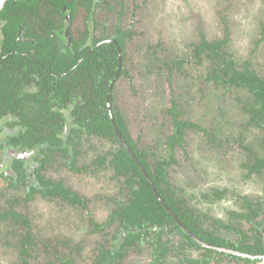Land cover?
<instances>
[{"label":"flooded vegetation","instance_id":"obj_1","mask_svg":"<svg viewBox=\"0 0 264 264\" xmlns=\"http://www.w3.org/2000/svg\"><path fill=\"white\" fill-rule=\"evenodd\" d=\"M16 1L19 0H0V32L3 36L0 38V214L7 217L0 220V226H11H7V235L17 251L18 264H38L35 253L38 245L42 246L45 256L41 258L42 264H60V256L65 255L70 257L71 264L98 261L112 264H259L263 261L264 253H244L232 247L243 241L241 237L247 243L261 241L264 244L263 200H252L248 194L241 193L234 200L239 199L240 203L235 205L242 211H229L225 222L210 216L209 210L213 206L217 209L216 202L221 195L217 188L225 189L220 178L223 180L222 176L228 174L226 168L230 158L237 160L244 172L241 175L244 179L238 185L246 187L251 181L256 185L258 181L253 175H264V167L257 164L264 161L260 156L264 150V128L251 122L250 112L243 109L244 104L256 101V95L235 80L243 73V65L264 77V61L259 63L252 57L245 58L255 54L258 45L264 42V18L259 20L254 40L255 31L251 34L249 55H243L233 45L229 22L222 13L219 20L214 17L215 25H219V21L222 26L220 37L206 35L203 18L196 21L193 28L192 62L196 67L206 66L197 89L204 94L211 90L209 93L219 99L231 92L229 97L232 96L235 104L247 114L236 136L224 140L216 136L215 121L210 122L208 114L201 112L200 98L194 91L188 100L178 99L175 75L177 71H183L186 58L169 57L164 53H180L172 42L168 47L163 37L154 40L144 29H137L150 26L146 16L152 12L146 5L151 0H94L91 13L81 0H62L61 6L56 5L55 0H20L24 5L28 1L26 6L30 12L22 16L18 36L33 29L41 19L53 24L55 31L51 36H55L57 28L62 35L56 36L52 55L41 50L45 61L41 56L27 55L16 66L17 71L7 73L10 59L7 54L3 55V28L7 25L4 14L7 6H15ZM182 1L188 12L198 9ZM168 15L178 16L171 9ZM39 25L42 26V22ZM131 41L134 42L128 45ZM219 41L232 58L227 77L214 66L212 59L211 45ZM60 48L62 55H59ZM29 50L37 53L34 48ZM135 70L141 89L134 82ZM236 70L240 72L236 73ZM158 77L164 79L168 96L165 108L153 114L158 119L167 118L168 129L159 140L154 143L144 141L142 147L139 134L130 129L125 115L127 109H123L122 103L124 99L137 96L143 104L149 83ZM220 77L226 80L228 88L216 85L215 81ZM196 78L199 77L192 75V81ZM174 119L180 122L179 128L175 127ZM253 128H258L261 133V138L257 137L255 142L249 138ZM211 146L218 153L209 155L207 152L205 155ZM196 148L200 149L199 154H195ZM125 155L138 170L129 169V164L125 170ZM21 163L26 171L21 183H17L18 177L13 173ZM205 164L208 167L204 169ZM257 166L258 170L253 169ZM36 171L40 175L38 179ZM209 171L217 174V180L210 187L204 183L207 189L195 194L193 189L202 187L199 183L211 175ZM138 172L150 184L167 215L156 223L143 218L141 226L124 228L123 219H135L138 215L139 202L131 193L140 180ZM162 172L167 186L162 183L161 187L168 188L164 194L167 201L159 196L151 178L157 179ZM103 175L111 183L108 186L115 190L98 195L102 217L96 219L91 214L81 222L84 227L81 239L73 234L40 239L28 214L29 208L35 204L44 207L48 213L45 219L52 218L48 217L47 211L52 204L53 216L59 214L65 204L79 205L89 213L92 206L89 199L95 193L87 191L86 195L67 179ZM15 191L21 192L20 198L5 199L11 197L9 192ZM76 195L78 201L74 199ZM17 201L22 204L21 210L15 206ZM11 210L30 220L34 243L26 245L28 254L22 253L19 242L27 227L10 218ZM156 211L161 210L157 208ZM235 213L244 216L238 217ZM12 227H19V230L12 233ZM129 230L137 233L140 240L127 242ZM92 238L94 243L85 242ZM95 245L97 248L92 252ZM224 249L233 252L226 254ZM102 251L106 252L103 256ZM79 253L89 258L80 262ZM168 257L173 258L168 261Z\"/></svg>","mask_w":264,"mask_h":264},{"label":"rangeland","instance_id":"obj_2","mask_svg":"<svg viewBox=\"0 0 264 264\" xmlns=\"http://www.w3.org/2000/svg\"><path fill=\"white\" fill-rule=\"evenodd\" d=\"M184 1H187L189 6L198 9L191 13L188 12L182 0H151V3L147 1L146 8L152 12V15L146 16V21L150 23V26L148 29L146 27L137 29L142 31L144 29V32H147V34L154 40L163 37L165 40L164 43L168 47H170L172 42L174 48L180 53H164L169 57L178 55L186 58V64L184 65L183 71H177L175 75L174 88L176 90L178 99L188 100L191 92L194 91L196 96L200 98L199 103L202 106L201 112L207 113V117L210 122L215 121L216 123V136L224 140H230L236 136L237 132L240 131L238 128L247 118V114L244 113L242 109H240V106L238 107L235 104V102L232 100V96L229 97L231 92L225 97L219 99L216 95L209 93L211 90H208L206 94H204L202 91L197 89L199 79L205 72L206 66L203 65L201 67H196V64L192 62L190 48L193 43L192 40L195 38V35L193 36V28L195 22L200 21L203 18V24L205 28L203 31L206 33V35L213 38L220 37L223 31L222 26L219 21V25H215V18L218 19L219 15L222 13L226 16L229 22V28L233 35V45L236 46L243 55H249L251 54V34L255 31V34L253 35L254 40L257 37L259 28L257 25L259 20L264 18V0ZM170 9L177 13L178 16L168 15ZM125 14L128 15L127 11ZM168 17H171V19L168 20ZM163 32L165 34H163ZM135 36L136 33L134 34V38L137 39L138 37ZM0 38H3L2 32H0ZM133 42L134 41H131V43L128 45L132 44ZM129 52H131V49H129ZM251 57L259 61V63L264 61V42H261L258 45L255 54L245 58L249 60ZM183 72L187 75L183 76ZM192 75L199 78H196L194 81H192ZM134 82L137 87L141 89L139 80L137 79L136 70L134 73ZM193 82L195 84H193ZM164 83L165 81L163 78L158 77L153 79L152 83H149L146 96L144 95L143 104L139 102V98L137 96H132L130 100L124 99L122 103L123 109H127L125 115L128 123L130 124V129L134 133L139 134L141 139L140 145L142 147L145 146L144 141L147 143H154L156 140H159L163 131L168 129L167 118L163 119L160 117L158 119L153 114V112L165 108L168 90H166L164 87ZM240 96L242 99H245L244 95ZM160 112L162 111L160 110ZM252 130L253 131L249 134V138L252 140V142H255L257 137L261 138V133L259 132L260 130L258 128H253ZM196 150L197 152L195 154H199L198 152H200V149L196 148ZM207 152H209V155H216L218 153L217 150L213 148V146L206 149L204 152L205 155H207ZM261 154L262 155L260 156L264 157V150L261 151ZM232 158L229 159V164L226 168V170H228V174L224 176L221 175L223 180L219 177L221 184L223 187H225V189L221 191V186H218L217 188L219 191L218 194H221L218 197L220 200L216 202L217 209H215L213 206L212 209L209 210L210 216L219 218L223 222L227 221V215L229 214V211L234 209L242 211L240 207L235 205L240 203L239 199L237 198V200H234L241 193L248 194L249 199H258L264 201V175L262 174L260 177L256 174L253 175V179L258 181L256 185H254L252 181L246 187L238 185V182L244 179L241 176L244 172H242L241 168L239 167L238 161ZM219 163L220 162H218V164ZM209 172L211 175L207 176V179H201V182L199 183V185L202 187H196L193 189L195 194H200V192L204 191V188L207 189L204 183L208 184L210 187L215 183V180H217V174L212 171ZM260 178L261 181H259ZM106 179V175L101 177L89 176L88 179L87 177L73 179L68 177L67 181L78 186L86 195L87 191L90 193H95L92 195L91 199H89L90 206L92 205L89 207L91 211L89 213H87L79 205L70 206L65 204V208H60V213L53 216L54 211L52 210L55 209L52 204L47 209L50 214L48 217L52 216V218L45 219L48 213L44 211V207H38L37 204H35L33 208H29L28 214L34 221L35 230L40 239H45L47 237L61 238L67 234H73L81 239L84 228L81 222H85L88 215L91 214L96 219L102 217L100 215L101 208L99 207L101 201L98 195L104 194L106 190H115V187L108 186L111 183L108 179ZM195 181L197 182V180ZM231 182H233V184H231ZM229 185H231L230 189ZM20 195L21 192H9L8 196L11 197L5 199L7 200L13 197L20 198ZM228 198L232 200L228 201ZM15 206L17 209H20L22 204H19V201H17ZM7 226L11 227L9 224L0 226V264H18L19 258L17 257V251L14 249L10 237L7 235ZM18 230L19 227H12L11 231L14 233ZM85 242H91L92 244L95 242V240L92 238L87 239ZM96 248L97 246L95 245L92 249V252H94ZM35 253L36 263L42 264L41 258H45V256L42 254L41 245L37 246ZM77 258L80 262H82V259H87L89 256L83 257L79 253ZM168 258V261H170L173 257ZM259 264H264V260Z\"/></svg>","mask_w":264,"mask_h":264},{"label":"trees","instance_id":"obj_3","mask_svg":"<svg viewBox=\"0 0 264 264\" xmlns=\"http://www.w3.org/2000/svg\"><path fill=\"white\" fill-rule=\"evenodd\" d=\"M58 2V3H57ZM16 5L12 6L11 8L7 6V12H5V16H7V25L3 28V34H4V46L5 51L3 52V55L7 54V58H9V66L10 68L7 69V73L17 71L16 66L18 67L19 64H21L22 59L27 55H33V56H41L40 58H45L42 55L47 52L51 55L53 54L52 50V44L54 40L56 39V36H61L60 28L56 29L55 38L51 36L52 31H55L53 28L52 23H48L46 19H41L42 26L38 24H35V27L33 29H30L28 31H25L22 33V35L18 36V24L22 21V16L24 17L26 13L30 12L29 6H26L28 4V1L24 2L25 5L19 0L15 2ZM62 0H55V4L61 6ZM88 12L91 13L93 9V3L94 0H81L80 2ZM33 6V5H31ZM61 40V39H60ZM78 41L76 44L79 46ZM222 41L215 42L213 45H211V51L212 56L214 60V66H216L220 72H225L226 77L228 73V67L229 62L231 61V57L228 54V52L222 48ZM29 48H34V50L37 53H33L29 50ZM41 50L44 51V53H40ZM96 50V49H95ZM98 50V48H97ZM109 48L107 47V51ZM62 50L60 48L59 55H62ZM68 54V52H67ZM56 55V54H54ZM45 61V59H44ZM32 63V62H31ZM232 65V64H231ZM243 73H239V70H236V73H239L236 77V83L238 85H246L251 89L252 92L256 95V101H252L249 103L244 104L243 109L245 111L250 112V121L254 122L257 125H261L262 128H264V77H260L256 74V72L248 69L246 65H243L242 67ZM216 85L223 86L224 88H228L226 80H223L221 77L218 78L217 81H215ZM11 90V89H10ZM14 92V91H13ZM177 119H174V125L175 127L179 128V121H176ZM176 123V124H175ZM175 134H173L172 138H174ZM180 139V138H179ZM211 139V137H210ZM181 140V139H180ZM127 158V159H126ZM143 162V161H142ZM127 164H129L130 168L137 169V166L134 164V162L129 159L127 155H125L124 160V167L125 170L127 169ZM258 166L264 167V161L258 162ZM21 163L20 167H14L15 173H13L15 176H17V183H21L24 176L22 175L25 173V166ZM258 166L253 168L255 170H258ZM208 165H204L203 168H207ZM37 172V171H36ZM140 176V180L137 183L135 187L132 188V195L136 197L139 204L138 206V215L135 219H123V226L124 228H128L129 226L136 227L141 226L140 222L141 220H149L156 223L157 221H161L164 216H166L165 210L160 206V203L156 196L154 195L150 184L146 181V179L143 177V175L138 172ZM26 176V175H25ZM40 178V175L37 172V179ZM155 186V189L159 196L164 198L165 201H167V198L164 194L168 192V188L165 187L162 188L161 184L164 183L167 186V181L165 178V173L162 172V174L157 176V179H154L151 177ZM170 190V189H169ZM171 194L172 191L170 190ZM65 194L68 193V191L64 192ZM28 199V198H27ZM75 201H78V196L74 198ZM159 208L161 211L157 212L156 209ZM143 214V215H142ZM238 217H243L244 214L235 213ZM11 216L10 218L19 224H23L27 227V232L25 235L21 236V239H19L20 242V248L23 254H28L26 245H30L34 243V240L32 241V234L30 233V220L27 216L22 215L21 213H18L15 210H11ZM9 218V217H8ZM7 219V217L4 216V214H0V220ZM229 228V227H228ZM128 235L126 236L128 241H135L140 240V236L136 233L133 234L132 231H128ZM133 234V235H132ZM241 240H243L239 245L232 246L234 249L239 250L244 253H251V254H257V253H264V244L261 241H255L252 243H247L244 241L243 237H241ZM222 242V241H221ZM223 243H226L223 242ZM32 246V245H31ZM105 251H102V256L105 254ZM226 254H228L226 252ZM59 259L60 264H71L72 260L68 255L60 256ZM109 262H94V264H108ZM112 264V263H109Z\"/></svg>","mask_w":264,"mask_h":264},{"label":"water","instance_id":"obj_4","mask_svg":"<svg viewBox=\"0 0 264 264\" xmlns=\"http://www.w3.org/2000/svg\"><path fill=\"white\" fill-rule=\"evenodd\" d=\"M226 252H233V251H231V250H227V249H224ZM263 257V259H264V256H262Z\"/></svg>","mask_w":264,"mask_h":264}]
</instances>
